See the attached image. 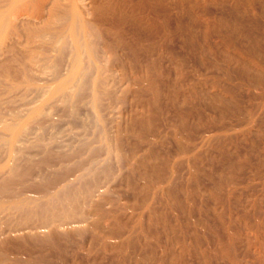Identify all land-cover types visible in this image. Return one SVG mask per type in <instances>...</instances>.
<instances>
[{
	"label": "rangeland",
	"instance_id": "374dc122",
	"mask_svg": "<svg viewBox=\"0 0 264 264\" xmlns=\"http://www.w3.org/2000/svg\"><path fill=\"white\" fill-rule=\"evenodd\" d=\"M71 19L105 69L99 103L89 91L70 106L56 95L16 157L0 143V169L15 166L0 176V206L26 203L40 220L80 228L59 229L57 246L30 257L264 264V0H80ZM40 40L19 31L0 52V116L37 107L35 88L66 78L71 45L59 54L50 34ZM79 171L68 218L47 201Z\"/></svg>",
	"mask_w": 264,
	"mask_h": 264
},
{
	"label": "bare ground",
	"instance_id": "6f19581e",
	"mask_svg": "<svg viewBox=\"0 0 264 264\" xmlns=\"http://www.w3.org/2000/svg\"><path fill=\"white\" fill-rule=\"evenodd\" d=\"M64 1L65 0H0V52H3L4 49L5 51L8 50L11 52L10 49H12V46L9 44L8 39L19 31L25 33L27 43H32L34 39L38 38L39 41H41L40 39L50 34L54 48L59 54H62L67 50L68 46L71 45L66 60V78L55 87L35 88L38 96L42 98L40 105L32 108L28 107L23 111H10L6 114L7 117L0 116V143L2 147L4 146L6 148L8 157H16L17 152H19V148L17 147L19 144L25 145L26 143H30L29 141H32L30 138L33 133L28 121L32 116L36 115V117H39L43 115L41 108L46 106L49 102L56 100V95L60 94V101L70 106L73 100L80 98L86 91H89L91 106L95 108L99 103V97H101V92L99 90L103 88V83L105 81V79L102 78V72H104L105 69L100 64L98 57H96L95 50L91 43H89L85 36L81 37L79 35V32L84 29L83 26L85 25L82 20L79 19V21L76 22L71 19L69 23L65 20L68 17H76L80 0H69L66 6L63 3ZM155 5L157 6L156 2ZM158 6L161 7V3H158ZM79 24L82 26V29L78 32ZM65 33H67L69 41L63 37ZM42 41L45 40L43 39ZM83 54L86 55V59L88 60L89 71L87 73H85V67L82 65L80 59ZM32 55V51H28L22 56L23 61L27 60V62H32V65H35L36 61H33L34 58ZM241 56L242 55L238 57ZM42 62L43 65L48 64V58H44ZM249 62L252 64L253 61ZM92 71L95 72L94 75L91 74ZM247 71L249 70H246V73L250 74V71ZM253 71L256 72V69ZM258 71L259 75L256 73L258 77L260 74L264 73L262 69ZM258 81H260V78ZM145 88H147L153 96H156L157 90L152 83H148ZM8 91L12 92L14 88L12 87L8 89ZM30 104L28 103L27 106ZM0 105L2 106V103ZM80 171L78 173H81ZM86 171L87 169L85 172ZM4 172L8 175L13 174L15 172V166H5L1 168L0 176H2ZM83 173L84 171L77 176L75 175L74 179H71L68 184L62 185L57 191L50 195L47 201L49 205H58L59 210L65 217L69 218L72 216L73 211L71 205L74 201L75 203L78 202V200H75L77 197H73L74 193L72 195L73 191H71V184L74 181H82L84 177H86L82 175ZM25 204L12 203L7 209L0 206V264H47L49 263L48 261L44 263L45 261L42 260L41 257L36 258L35 256V258H33L30 257L29 253L34 249L41 250L43 246L46 247L48 244H53V247H55V244L57 246V244L60 243V238L56 237V232H58L59 229L63 228L62 230L65 231L68 236L79 232V226H55L52 222L40 220L38 214L32 211L28 204ZM9 212L14 213V215L9 216ZM149 215L152 214L149 213ZM164 218V216L160 217L159 215V222H164ZM129 233L130 232L126 230V234L129 235ZM224 250L226 251V249ZM21 254H26L27 258L25 259L23 256L20 257ZM76 260H74L72 264H77Z\"/></svg>",
	"mask_w": 264,
	"mask_h": 264
}]
</instances>
